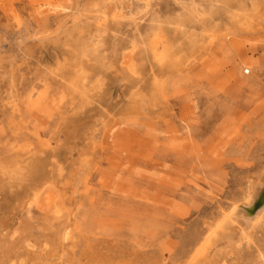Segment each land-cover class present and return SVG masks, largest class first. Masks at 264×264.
Instances as JSON below:
<instances>
[{
    "label": "rangeland",
    "instance_id": "1",
    "mask_svg": "<svg viewBox=\"0 0 264 264\" xmlns=\"http://www.w3.org/2000/svg\"><path fill=\"white\" fill-rule=\"evenodd\" d=\"M75 4L0 0V264H264V0L136 86L51 38Z\"/></svg>",
    "mask_w": 264,
    "mask_h": 264
},
{
    "label": "bare ground",
    "instance_id": "2",
    "mask_svg": "<svg viewBox=\"0 0 264 264\" xmlns=\"http://www.w3.org/2000/svg\"><path fill=\"white\" fill-rule=\"evenodd\" d=\"M115 1L120 0H74L76 3L74 11L72 10L71 14L60 20L57 30L53 32L51 38L58 36L57 34L61 31L70 32L75 29L80 46H84L81 44L91 41L96 36L98 39L95 44L88 45L87 48L91 54L95 52V60L101 67L100 74L104 75L108 70L113 69L115 76L113 77L116 81L125 80L136 86L138 83L134 78L136 75L134 77L132 75L138 66L134 65L137 60L138 62L150 61L148 62L149 69L153 70L157 64L164 65L169 61L175 63L188 49L194 52V48L199 49L205 41L213 40L218 31H229V28L242 25V28L246 29L249 24V13L257 9L259 0H230L229 3L233 2L232 6L227 5L228 0H136L142 2L144 11L134 17L132 15L126 17L120 13L115 14V11L112 10V4ZM217 18L220 21L228 20L230 27H222L221 22H216ZM169 30L178 35L176 36L177 41L169 39L170 37L167 36ZM165 33L166 38L164 41L162 40V50L157 51L156 42L164 37ZM172 34L170 33V35ZM84 50L86 51L83 48L81 52ZM9 53L10 50L0 55V73L5 75L9 71L10 61L13 57ZM86 56L90 55L86 54ZM110 73L112 75V72ZM95 76L93 77L95 78ZM125 83L122 84L125 85ZM250 203L251 197L246 200L243 207L249 208ZM261 218H264V205L260 207L259 213L256 215L257 221Z\"/></svg>",
    "mask_w": 264,
    "mask_h": 264
}]
</instances>
